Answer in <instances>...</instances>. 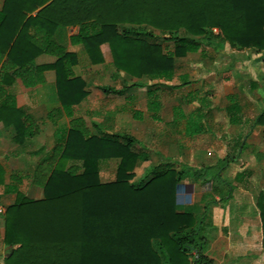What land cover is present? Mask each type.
<instances>
[{
    "label": "trees",
    "instance_id": "obj_1",
    "mask_svg": "<svg viewBox=\"0 0 264 264\" xmlns=\"http://www.w3.org/2000/svg\"><path fill=\"white\" fill-rule=\"evenodd\" d=\"M71 26L79 30L70 36V43L82 45L92 64L104 62L101 45L108 44L116 73L136 79L120 87L101 86L107 96L142 87L140 79L148 77L159 80L147 91L152 100L159 83L172 78L176 58L202 45L218 50L227 42L236 50L264 53V0H4L0 123L14 127L13 141L18 144L39 133V124L17 106L7 89L16 79L34 87L53 70L60 102V108L47 114L57 126L54 145L31 176L33 184L44 190L42 199L29 198L19 189L26 177L20 172L11 173L6 184L0 161V186L15 194L4 213V264H216L206 254L207 204L204 208L179 204L178 186L193 175L225 183L230 193L233 184L221 173L237 156L227 154L204 167L178 159V169L175 162L163 161L134 179L136 163L148 159L143 144L126 133L93 135L84 118L74 114L88 91L85 79L74 70L77 53L67 50L59 36ZM43 54L55 60L37 63ZM229 100L223 110L226 120L239 124L241 107L234 96ZM63 116L69 118L67 130L58 126ZM201 118L191 111L187 135L204 131ZM255 126L261 127L264 140V108L252 120L251 129ZM236 147L243 151L245 141ZM110 158L120 159L115 179L102 182L99 161ZM243 176L238 172L235 178ZM256 205L264 248V182Z\"/></svg>",
    "mask_w": 264,
    "mask_h": 264
},
{
    "label": "crops",
    "instance_id": "obj_2",
    "mask_svg": "<svg viewBox=\"0 0 264 264\" xmlns=\"http://www.w3.org/2000/svg\"><path fill=\"white\" fill-rule=\"evenodd\" d=\"M3 2L4 0H0V8ZM78 30V26H71L58 33L67 50L77 53L78 63L74 70L77 75L85 79V88L88 91L85 99L74 107V114L84 118L93 135L126 133L133 135L143 144L148 159L136 163L134 179L143 177L151 166L163 161L177 162L178 159H182L190 163L189 159L185 158L184 144L173 139L175 132H182L188 139L201 136L208 140L222 141V133H225V130L231 131L233 128L237 131L250 122L247 132L235 142L234 146L236 148L237 142L241 140L245 141V146L247 145L246 139L249 135L246 134L251 129V122L264 108V53L232 49V53L251 52L246 60H240L225 50L227 46L231 48L227 42L218 50L214 46L202 45L198 51L176 58L172 78L159 83L152 100H149L147 91L159 80L148 77L140 79L144 83L142 87H130L122 96H107L101 90V86L120 87L136 79L127 74L116 73L108 44L101 45L104 62L92 64L82 45L70 43V36L77 34ZM54 60V56L43 54L37 57L36 62L42 64ZM179 64H182L180 70H178ZM195 74L200 77H196ZM7 89L15 95L17 106L39 124V133L34 138L18 144L13 141L14 127L0 123V161L6 169L5 183H10L11 173L20 172L26 177L19 185V189L29 198L42 199L44 190L33 184L31 176L39 159L53 147L55 142L57 126L47 119L49 110L60 108L55 73L53 70L46 71L45 81L34 87H25L20 79H16L7 86ZM229 96H234V100L241 107L239 124H230L226 120L223 110L231 104ZM193 110L202 116L201 122L205 129L202 133L189 136L186 134L187 117ZM60 125L67 130L69 118L63 116L58 121V126ZM255 131L260 132L263 140L261 127L255 126L251 129V133ZM234 137L236 140L237 136ZM119 161L118 158L99 161V177L102 182L115 179ZM72 163L75 162L71 161L69 164ZM144 163H148L149 167L143 176L137 177L135 170ZM14 201L15 194L4 192L3 186H0V264H4L6 253L2 241L4 213ZM207 227L209 231L207 235L212 237L217 235L216 238H221L228 245L230 244L231 236L218 234L216 223L213 222V225L209 224ZM246 237L250 236L246 235ZM237 261L239 262L233 257L219 264H237ZM258 263L257 257L249 264Z\"/></svg>",
    "mask_w": 264,
    "mask_h": 264
},
{
    "label": "rangeland",
    "instance_id": "obj_3",
    "mask_svg": "<svg viewBox=\"0 0 264 264\" xmlns=\"http://www.w3.org/2000/svg\"><path fill=\"white\" fill-rule=\"evenodd\" d=\"M159 40H162L160 35ZM167 44L170 47L173 46L172 42ZM232 49L228 46L225 47L226 51L235 56L234 58L240 60H246L247 56L251 54V52L232 53ZM216 51L215 54L218 52ZM179 66L178 70L181 69L182 64H179ZM195 75L200 77L198 74ZM216 98H219V96H216ZM248 125L250 126V122H247L237 131H234L233 128L231 131L225 130V133H222V141L208 140L201 136L188 139L182 132H175L173 136V139L183 143L186 147L185 158L199 167L212 165L227 154L237 156V161L230 162L221 173L224 181L233 184L230 193L228 192L229 187L225 183L220 184L214 180L203 181L202 178L193 175L185 178L178 186L177 201L179 204L186 208L194 205L198 208H204L207 204L208 210L204 221L203 234L208 242L206 254L210 257L213 256L212 258H214L216 264L233 257L239 260V262L237 261L239 264H249L258 257V264H264L261 219L256 205L264 182V141L260 137V132L255 131L247 137V145L243 151L239 152L237 147L234 146L235 142L245 135ZM234 136H237L236 140ZM179 166L180 164L177 161L174 168L178 169ZM27 167L31 168V166ZM148 167V163L138 166L135 170L136 176H143ZM238 172H244L243 178H235ZM223 197H228V199H221ZM212 200L216 201L212 202ZM213 222L218 226V234L231 236L229 245L225 240L216 238L217 235L212 237L206 234L209 232L207 226L209 224L213 225ZM246 235L250 237H246Z\"/></svg>",
    "mask_w": 264,
    "mask_h": 264
}]
</instances>
